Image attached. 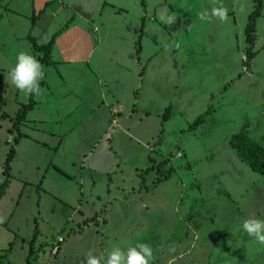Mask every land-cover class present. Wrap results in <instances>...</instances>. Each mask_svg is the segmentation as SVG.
<instances>
[{
	"label": "rangeland",
	"instance_id": "374dc122",
	"mask_svg": "<svg viewBox=\"0 0 264 264\" xmlns=\"http://www.w3.org/2000/svg\"><path fill=\"white\" fill-rule=\"evenodd\" d=\"M63 1L42 33L33 0H0V188L17 153L0 199V264H86L89 251L137 243L152 247V264H264V245L241 227L264 219V174L230 144L244 132L264 147V0L253 45L244 23L258 0H220L239 10V39L230 15L199 19L213 0ZM80 31L86 40L69 41L81 57L53 48L37 104L14 128L31 95L7 73L20 51L40 55L27 37Z\"/></svg>",
	"mask_w": 264,
	"mask_h": 264
},
{
	"label": "clouds",
	"instance_id": "9594fccd",
	"mask_svg": "<svg viewBox=\"0 0 264 264\" xmlns=\"http://www.w3.org/2000/svg\"><path fill=\"white\" fill-rule=\"evenodd\" d=\"M214 6L209 10L199 12L201 21H211L213 18L224 23L228 21V10L220 0H213ZM158 19L166 25H172L175 17L162 11ZM44 79V72L40 62L27 51H20L16 57V63L7 73L6 81L14 85L25 95L41 94L40 81ZM242 230L255 241L264 245V219L252 216L242 222ZM169 251L175 252V248ZM153 249L149 244L137 243L126 248L113 246L101 255H94L91 251L86 254V264H152ZM174 264V259L169 260Z\"/></svg>",
	"mask_w": 264,
	"mask_h": 264
},
{
	"label": "trees",
	"instance_id": "16d2710c",
	"mask_svg": "<svg viewBox=\"0 0 264 264\" xmlns=\"http://www.w3.org/2000/svg\"><path fill=\"white\" fill-rule=\"evenodd\" d=\"M259 4L256 5L255 10L252 12L251 15H249V19H248V23H247V27H246V36H247V42L250 45H253L256 41V25H257V20L258 18L261 16L262 14V9H263V4L261 0H258ZM42 15V12H39V14L37 15L36 13H34L32 16V28L36 25V23L38 22V20L40 19ZM144 25L141 28L142 34H144ZM56 37L57 34H54L52 39L43 45H39L37 42V38L32 36L31 34L27 37L29 39V41L32 44L33 49L40 53V55L37 57V60L40 62V64L43 66L44 64H51L52 63V52H53V48L56 44ZM142 48H141V43L139 40V45H138V54H140ZM249 61L250 64L252 62L253 56L249 53ZM144 72L142 71V74ZM40 87L41 90L44 87V80H41L40 82ZM135 94H137V92H135ZM37 95L32 94L30 96V101L27 105H23L22 107L19 108L18 113L16 114V118H15V123H14V128L18 127V125L20 123H22L23 121H25V119L27 118V115L29 113V111L33 110V108L36 106V99ZM212 109H208L205 113H203V115L199 116L198 119L196 120L197 122H195L196 124H200L201 122L204 123L205 118L207 117V115H209L211 113ZM168 115V111L166 112L165 115V119L167 118ZM194 123V124H195ZM193 124V126H194ZM24 137V135L18 131V135L15 137L14 142L15 144L19 143V140ZM230 144L232 146V148L236 151V153L238 155H240L245 161H247V163L249 164V166L251 167V169L258 174H264V147L261 146L259 143H257L256 141L252 140L246 133L244 132H239L237 134H234L231 139H230ZM182 154V153H181ZM16 156V148L15 146H13L10 151L9 154L7 155L6 161H5V175H6V180L5 182L2 184V187L0 188V199L4 196L5 194V188L7 187L9 181H10V165L11 162L13 161V159ZM169 159H165L163 161L164 162H168ZM163 163H160V165L162 166ZM161 169V167H160ZM160 172V171H159ZM164 179H167L166 177H164V175H162V177L158 178V181H163ZM33 253V250L32 252Z\"/></svg>",
	"mask_w": 264,
	"mask_h": 264
},
{
	"label": "crops",
	"instance_id": "0c3cea01",
	"mask_svg": "<svg viewBox=\"0 0 264 264\" xmlns=\"http://www.w3.org/2000/svg\"><path fill=\"white\" fill-rule=\"evenodd\" d=\"M55 1L56 0H33V9H35V12L36 11L42 12L41 17L42 16L46 17L50 21L57 20L58 17H61V11H56L55 4H52ZM59 3L62 4L63 6H67V5H65L63 0H59ZM226 5L227 4H225V7H226ZM67 8H69V5L67 6ZM238 11L239 10L237 8L235 9V4H234V6L231 9V11H228V16L230 15L234 19V24L233 25H234L235 28H237L239 30V33H237V38L239 39L240 35H241L242 31H243V29H242L243 26L238 23V22H240V20L238 19V16H239ZM199 12L200 11H197L196 13L198 14ZM262 16L263 15L261 14V16L257 20V23L260 20V18H262ZM41 17H40V19L38 20V22L36 23V25L33 28L40 27L41 32L42 33H46L49 29H47V30L43 29L42 25H43L44 18H41ZM247 23L248 22H245L244 24L247 25ZM227 27L229 28L230 24ZM80 33L81 34L79 35V33L76 32L75 35H71L69 38H66L67 39L66 41L64 40V38H63V40L62 39L58 40L57 43H56V46L54 47V48H57V46H59V49L60 48L62 49V53L65 55L64 59L67 60L68 62L76 61V60H78L76 58L81 57V55H77V52H75V50H77L79 48L78 46H80V45H75L77 48H73L71 42L69 41V39H77V42L80 43L82 38H84L86 40L87 38L85 36H83L82 31H80ZM221 35H222V37H224L225 36V32L221 33ZM89 49H93L92 46ZM83 57H85V55H83ZM98 199H101V197L98 196ZM171 260H173V259H171Z\"/></svg>",
	"mask_w": 264,
	"mask_h": 264
},
{
	"label": "built area",
	"instance_id": "2783aa9c",
	"mask_svg": "<svg viewBox=\"0 0 264 264\" xmlns=\"http://www.w3.org/2000/svg\"><path fill=\"white\" fill-rule=\"evenodd\" d=\"M243 62L244 63H246V65L244 66V72H249V67H248V65H249V63H250V61H249V56L248 55H244L243 56ZM177 156L178 157H181L182 156V154L179 152V153H177ZM60 242H62V238H59V239H57V241L54 243V246H53V249H52V254L53 253H56L57 251H59V244H60ZM56 255V254H55Z\"/></svg>",
	"mask_w": 264,
	"mask_h": 264
}]
</instances>
